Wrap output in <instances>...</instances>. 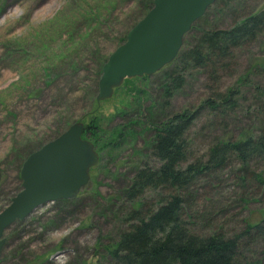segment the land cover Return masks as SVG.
<instances>
[{
    "label": "rangeland",
    "instance_id": "1",
    "mask_svg": "<svg viewBox=\"0 0 264 264\" xmlns=\"http://www.w3.org/2000/svg\"><path fill=\"white\" fill-rule=\"evenodd\" d=\"M243 3L239 14L264 6V0ZM148 5L149 0H0V211L21 190L26 156L72 123L90 124L84 136L99 154L75 198L46 202L4 228L0 264H111L109 251L127 229L132 208L125 191L138 168L159 164L149 145L154 119L197 110L185 135L190 158L206 154L210 144L239 140L264 126V29L234 47L224 64L191 67L167 107L161 72L125 79L109 99L96 103L103 61ZM235 16L236 10L213 2L183 40L193 42L200 29L228 28ZM224 94L234 99L230 109L204 105ZM252 163L242 167L231 159L184 195L183 220L190 232L241 236L233 264H264V240L254 231L241 235L245 218L264 209L259 199L264 184L258 190L251 179V171L264 177V159ZM168 191L148 190L142 208L156 205Z\"/></svg>",
    "mask_w": 264,
    "mask_h": 264
},
{
    "label": "trees",
    "instance_id": "2",
    "mask_svg": "<svg viewBox=\"0 0 264 264\" xmlns=\"http://www.w3.org/2000/svg\"><path fill=\"white\" fill-rule=\"evenodd\" d=\"M149 3L148 7H151L152 0ZM244 5L243 0L215 1V6L222 10H236L233 24L223 29H200L193 42H183L184 47L173 62L160 70L165 90L180 89L191 67L224 64L223 60L231 56L234 47L241 48L262 33L264 6L259 9L253 7L239 14L238 7ZM217 97L207 99V102L213 100L212 109H230L234 105L231 94L226 96L225 102ZM194 118L195 112L184 109L163 120L154 119L151 122L153 134L149 145L151 154L159 164L157 167L145 165L138 168L125 191L123 197L131 203L132 208L126 215L127 229L121 231L116 244L109 251L111 264H233L241 236L228 237L219 232L210 236L190 232L183 220L187 206L184 195L209 173L224 170L231 159H236L242 167L264 159V126L257 134L210 144L206 154L190 158L185 135ZM251 173V179L259 183L256 186L259 190L264 184V177L257 171ZM161 187L169 189L167 195L158 199L156 205L142 208L145 204L143 195L148 190ZM253 194L244 196L243 202L249 203V197ZM259 199L261 202L264 200L260 194ZM254 215L252 213L245 218L246 226L241 235L248 236L254 231L264 240V209L262 213Z\"/></svg>",
    "mask_w": 264,
    "mask_h": 264
},
{
    "label": "water",
    "instance_id": "3",
    "mask_svg": "<svg viewBox=\"0 0 264 264\" xmlns=\"http://www.w3.org/2000/svg\"><path fill=\"white\" fill-rule=\"evenodd\" d=\"M215 0H153L151 8L127 32L126 39L109 55L98 80L97 102L112 95L125 78L150 76L177 55L184 35ZM83 122L31 152L19 176L21 190L0 211V250L3 230L46 202L75 197L87 184L99 155L82 138Z\"/></svg>",
    "mask_w": 264,
    "mask_h": 264
},
{
    "label": "bare ground",
    "instance_id": "4",
    "mask_svg": "<svg viewBox=\"0 0 264 264\" xmlns=\"http://www.w3.org/2000/svg\"><path fill=\"white\" fill-rule=\"evenodd\" d=\"M151 4H153V0H152V3H151ZM210 6H211V5H210ZM210 6H209V7H210ZM46 8H47V7H46ZM150 8H151V7H150ZM150 8H149V9H150ZM149 9H148V10H149ZM206 10H207V9H206ZM201 17H202V16H201ZM198 19H199V18H198ZM198 19H197V20H198ZM197 20H195V22H196ZM191 28H192V26H191ZM191 28H190V29H191ZM189 31H190V30H188V32H189ZM186 34H187V33H186ZM186 34H185V35H186ZM185 35H184V36H185ZM183 38H184V37H183ZM183 42H184V40H183ZM183 42H182V44H181V46H180L179 51L181 50V48L184 47V43H183ZM114 50H115V49H114ZM114 50H113V51H114ZM113 51H112V52H113ZM179 51H178V53H179ZM112 52H111V53H112ZM111 53H110V54H111ZM178 53H177V55H178ZM110 54H109V55H110ZM109 55H108V57H109ZM177 55H176V56H177ZM176 56L171 60V62H173V60L176 58ZM108 57H107V58H108ZM107 58H106V60H107ZM106 60L103 61V64L101 65V68L103 67V65H104V63L106 62ZM171 62H169L168 64H170ZM168 64H167V65H168ZM167 65L164 66V68H166ZM162 69H163V68H162ZM162 69H160V70H162ZM160 70L157 71V72H160ZM100 75H101V74H100ZM135 77H138V76H135ZM99 78H100V77H99ZM130 78H133V77H130ZM125 79H129V78H125ZM125 79H124V80H125ZM124 80H123V81H124ZM123 81H122V83H121L119 86L114 87L113 92H114V90H116V88H119V87L122 86ZM181 87H182V86H181ZM162 89H164V92H163L162 95L164 96L163 99L165 100V102H164V100H163V102H164V105H163V106H164V107H167V106H169V100L171 99V96L175 93L176 90H174L173 88H169V89L167 88V89L165 90L164 86L162 87ZM113 92H112V95H113ZM112 95H111V96H112ZM227 95H229V94H224L223 96H222V95H219L217 98L220 99V100H222V101H224V100L226 99V96H227ZM95 96H96V95H95ZM111 96H110V97H111ZM110 97H108V99H109ZM210 98H211V97H210ZM106 99H107V98H105V99H103V100H106ZM213 99H214V98H213ZM95 101H96V103H97V100H95ZM100 101H101V100H100ZM100 101H99V102H100ZM167 101H168V103H167ZM212 101H213V100H212ZM212 101H209V100H208L207 104L204 102V105H208L209 108H210V110H213V111H214L215 109H212V108H211ZM99 102H98V103H99ZM224 102H225V101H224ZM165 103H167V104H165ZM231 104H232V103H231ZM196 111H197V110L195 109V110L192 111V112H195V114H196ZM215 113H218V112H215ZM80 121H82V120H80ZM82 122H83V121H82ZM72 124H73V123H72ZM88 126H90V124H86V125H85V124L83 123V129H84V127L86 128V127H88ZM82 132H83V131H82ZM26 157H27V156H26ZM19 177H20V176H19ZM20 179H21V177H20ZM89 179H90V178H89ZM21 183H22V179H21Z\"/></svg>",
    "mask_w": 264,
    "mask_h": 264
},
{
    "label": "flooded vegetation",
    "instance_id": "5",
    "mask_svg": "<svg viewBox=\"0 0 264 264\" xmlns=\"http://www.w3.org/2000/svg\"><path fill=\"white\" fill-rule=\"evenodd\" d=\"M90 132H91L90 129H87V127H86V128L84 127L83 132H82V137H83V138H86V137L84 136L85 133H90Z\"/></svg>",
    "mask_w": 264,
    "mask_h": 264
}]
</instances>
